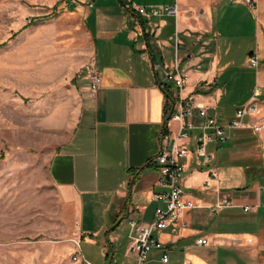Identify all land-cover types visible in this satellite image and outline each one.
Here are the masks:
<instances>
[{
    "label": "crops",
    "instance_id": "1",
    "mask_svg": "<svg viewBox=\"0 0 264 264\" xmlns=\"http://www.w3.org/2000/svg\"><path fill=\"white\" fill-rule=\"evenodd\" d=\"M133 1L148 8L177 4L178 15H138L124 0H73L55 26V38L72 40L67 67L83 80L85 103L50 161L55 221L63 232L44 255L47 264H138L129 250L135 234L130 221L147 225L157 207H166L156 199L166 189L151 160L165 135H178V122L171 118L174 105L172 110L160 86L169 82L165 71L177 57L188 69L184 93H198L197 101L220 122L232 119L255 91L263 99L258 117H264V0L256 9L244 0ZM252 34L249 54L260 58L252 95L239 106H228L219 81L234 64L232 39L244 41ZM94 69L102 75L95 92L89 81ZM213 85L215 90L208 92ZM197 132L191 133L193 151ZM262 132L245 127L223 144H209V161L195 151L182 159L186 198L204 207L186 210L170 227L154 232L169 257L179 250L183 264H264ZM224 199L233 206L216 213L206 207ZM199 238L208 244L198 245ZM161 256L154 249L143 264H161Z\"/></svg>",
    "mask_w": 264,
    "mask_h": 264
},
{
    "label": "rangeland",
    "instance_id": "2",
    "mask_svg": "<svg viewBox=\"0 0 264 264\" xmlns=\"http://www.w3.org/2000/svg\"><path fill=\"white\" fill-rule=\"evenodd\" d=\"M70 1L0 0V264H47L44 255L63 232L49 166L85 103L83 80L67 67L72 40L55 38ZM254 40L232 39L234 64L219 81L223 104L239 106L252 95ZM169 254L171 264H183L181 251Z\"/></svg>",
    "mask_w": 264,
    "mask_h": 264
},
{
    "label": "built area",
    "instance_id": "3",
    "mask_svg": "<svg viewBox=\"0 0 264 264\" xmlns=\"http://www.w3.org/2000/svg\"><path fill=\"white\" fill-rule=\"evenodd\" d=\"M250 9H256L258 0H244ZM124 6L131 12L138 15H178L177 4L151 5L150 11L146 5H139L133 0H124ZM248 65L251 68L260 66V58L253 53L248 58ZM158 67H161L158 65ZM188 73L180 65L178 57L175 60V66L165 71V79L171 82L176 88V102L172 113V120L178 122L177 138L170 139L164 136L161 141L159 153L151 160L157 166L159 174V183L166 190L158 193L156 199L166 204V207H157L154 220L142 225L131 220L132 235L130 252L135 253L138 257V264L148 261L151 252L154 249L161 250V264H170V257L165 252L166 245L154 236V232L158 229H166L179 219L187 210L202 208L200 205L190 198H186L184 187L181 183L185 165L181 162L183 158L189 156L194 151L204 157L207 161L211 159L207 151V147L211 143H225L233 136V133L241 128L249 127L254 132L264 131V117H258L263 99L258 91H255L251 99L244 105L236 109L232 119L226 123L219 121L216 115L209 113L208 106L203 102L197 101L198 93H184V89L188 82ZM90 90L95 92L100 87L102 75L97 69H94L89 75ZM198 130L195 136L196 149L193 151L190 147L191 133ZM179 140H183L179 142ZM185 140V141H184ZM217 177V172H212ZM233 206L229 199H224L213 205L206 206L212 212L216 213L226 207ZM245 211H250V206L244 207ZM198 245L208 244L206 238H199ZM77 257H74L76 260Z\"/></svg>",
    "mask_w": 264,
    "mask_h": 264
},
{
    "label": "trees",
    "instance_id": "4",
    "mask_svg": "<svg viewBox=\"0 0 264 264\" xmlns=\"http://www.w3.org/2000/svg\"><path fill=\"white\" fill-rule=\"evenodd\" d=\"M56 14L57 13H54L53 16H55ZM49 17H51V16H48L46 18L48 19ZM160 86H161L162 90L164 91V93L167 97V100L170 104V107H172V110H173V105L176 102V96H175L176 88H174V85L171 82L160 83ZM215 88H216L215 85H213L212 87H210L208 92H213L215 90ZM169 118L170 117H167L165 121L167 122L169 120Z\"/></svg>",
    "mask_w": 264,
    "mask_h": 264
}]
</instances>
